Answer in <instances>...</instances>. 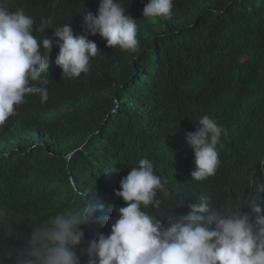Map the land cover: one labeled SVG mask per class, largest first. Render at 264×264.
<instances>
[{"label": "trees", "instance_id": "16d2710c", "mask_svg": "<svg viewBox=\"0 0 264 264\" xmlns=\"http://www.w3.org/2000/svg\"><path fill=\"white\" fill-rule=\"evenodd\" d=\"M120 2L136 20L138 51L89 34L100 51L86 74L69 79L54 62V46L42 74L48 100L26 96L0 127V209L22 222V232L74 200L97 205L98 217L118 218L115 209L126 205L115 191L141 159L168 180L169 195L157 194L160 207L146 209L161 219L187 214L201 194L231 209L253 182H264V0H173L168 19L143 17L148 0ZM0 4L23 8L34 28L50 18V27L71 24L78 34L84 12L98 9V0ZM52 28L33 34L52 38ZM204 115L227 134L217 146L216 174L195 181L185 134ZM81 227L86 239L110 231L104 221Z\"/></svg>", "mask_w": 264, "mask_h": 264}, {"label": "clouds", "instance_id": "9594fccd", "mask_svg": "<svg viewBox=\"0 0 264 264\" xmlns=\"http://www.w3.org/2000/svg\"><path fill=\"white\" fill-rule=\"evenodd\" d=\"M172 9L173 0H148L142 14L146 19H168ZM34 24L23 8L11 11L0 4V127L26 96L38 95L41 103L48 100L49 81L42 74L49 73L54 46L59 48L54 62L69 79L86 74L90 59L100 51L89 34H99L108 47L138 51L136 20L126 15L120 0H98L96 14L84 12L83 34L71 24L52 28L50 18L41 20L39 27ZM48 28L54 29L52 38L33 34H44ZM226 134L208 115L185 134L195 157L192 180L216 174L217 146ZM167 184L149 159H141L115 191L126 206L115 209L114 220L98 217V206L88 200H74L69 207L25 224L28 231L22 232V222L7 218L0 209V264H264V182H253L231 209L217 207L210 195L201 194L189 204L187 214L161 219L146 209L160 207L157 194L168 196ZM100 221L108 222L110 231L86 239L81 226Z\"/></svg>", "mask_w": 264, "mask_h": 264}]
</instances>
